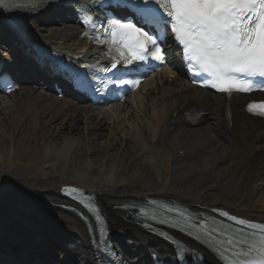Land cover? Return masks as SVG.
Instances as JSON below:
<instances>
[{
  "label": "bare ground",
  "instance_id": "1",
  "mask_svg": "<svg viewBox=\"0 0 264 264\" xmlns=\"http://www.w3.org/2000/svg\"><path fill=\"white\" fill-rule=\"evenodd\" d=\"M47 7L0 9V43L19 35L9 21L35 46L87 55L92 49L80 40V27L58 10L45 12ZM11 51L8 69L30 73L27 65H16L19 51ZM30 76L17 77L19 90L0 96L3 258L90 264L97 232L61 208H77L59 194L66 185L94 197L112 245L129 263L147 264L151 254L163 261L173 255L133 224L134 210L122 209L142 201L164 199L197 215L224 210L264 223V123L247 113L251 99L199 90L174 64L130 95L129 107L113 109L68 94L59 98L50 82L34 72ZM260 236L244 238L246 248ZM203 255L205 264H215L212 254Z\"/></svg>",
  "mask_w": 264,
  "mask_h": 264
},
{
  "label": "snow or ice",
  "instance_id": "2",
  "mask_svg": "<svg viewBox=\"0 0 264 264\" xmlns=\"http://www.w3.org/2000/svg\"><path fill=\"white\" fill-rule=\"evenodd\" d=\"M9 3L17 9L47 5L53 10L79 8L81 12L91 13V9H85L78 0H0V9L9 10ZM108 7L125 12L117 15L113 11L102 25L111 26V35L129 49L130 59L120 53L128 63L151 60L158 66L163 65L166 56L161 47L160 26L163 22L165 31L170 26L174 39L181 45L186 70L194 82L228 94L234 90H264V0H110ZM116 67V63L111 65L112 69ZM120 83L130 82L121 80ZM261 108L259 115L264 117V105ZM75 191L73 189V194ZM221 215L240 226L250 224L252 228L264 230V224L238 219L228 212H221ZM227 246L235 251L236 241H227ZM186 251L179 246L176 248L177 264H184ZM213 254L223 264H264V235L249 244L245 251L237 253V258L232 261L226 260L222 252ZM203 259V253H200L196 264H202ZM151 264L163 262L157 257Z\"/></svg>",
  "mask_w": 264,
  "mask_h": 264
},
{
  "label": "rangeland",
  "instance_id": "3",
  "mask_svg": "<svg viewBox=\"0 0 264 264\" xmlns=\"http://www.w3.org/2000/svg\"><path fill=\"white\" fill-rule=\"evenodd\" d=\"M130 101H127V103H125V105L127 106V107H129L130 106V103H129ZM115 106H113V105H109L107 108H109V109H113ZM102 131V130H101ZM100 131V132H101Z\"/></svg>",
  "mask_w": 264,
  "mask_h": 264
}]
</instances>
